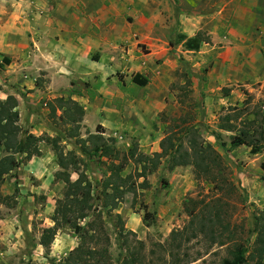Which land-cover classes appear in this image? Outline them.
Segmentation results:
<instances>
[{"label": "rangeland", "instance_id": "rangeland-1", "mask_svg": "<svg viewBox=\"0 0 264 264\" xmlns=\"http://www.w3.org/2000/svg\"><path fill=\"white\" fill-rule=\"evenodd\" d=\"M39 1L0 0V88L5 89L4 83L7 81L3 73L7 64L4 58L9 59L8 55L12 57L14 54L21 57L22 49L28 46V38L21 35V27L28 22L31 25L35 24L37 15L44 11ZM48 1L51 3L50 0ZM56 1L59 2L54 0ZM164 1L167 0H121V29L124 28L125 22H128L131 27L134 26L135 2L142 11V21L151 22V14L157 12L158 5H160L159 11L165 9ZM169 3L177 5L176 0H169ZM84 7L81 3L73 5L72 10L82 14L85 11ZM124 14L127 17H124ZM170 18L167 20L172 23V27H169L170 37L165 38L167 35L162 32L164 36L162 40L168 41V45H165L168 49L162 48L161 41L157 47L150 44L149 36L153 34L151 31H148L149 34L143 36L144 40L137 44L130 45L127 42L122 44V53L124 51V54L132 56L131 61L140 62L135 67L143 69V75L149 79L145 95L150 97V101L146 110H143L146 115V118L143 117L145 130L140 126H134L133 132L122 131L121 139L117 140L113 135L111 137H115L116 146L122 153L137 144L140 151L152 154L160 150L159 143L165 132L174 125L181 124L182 119H186L187 124L195 125L204 139L222 155L224 163L228 166V178L233 186L228 183L221 190L204 180L199 185L194 177L192 166H179L169 171L167 159L164 158L156 171L148 173L150 187L128 189L116 209L104 207V197L100 194V181L109 175L107 162L104 158L90 157L83 153L75 138L66 136L70 126L65 125L59 118L62 110L58 109L57 115L51 116L50 110L47 112L43 109L49 107L47 101L46 105L42 104L41 110L33 114L27 115L26 112L18 110L19 124L24 129L37 136L60 137V143L65 152L73 150L81 157L83 161L81 169L95 185L93 202L97 208L96 213L100 212L102 216L101 221L96 220V223L102 224L96 233L99 238L96 241L98 246L95 242L91 245L108 251L106 264L121 262L128 254L129 244L130 248L135 250V254L143 257V264H172V257L170 258L166 245L172 230L189 227L191 218L185 206L199 212L195 221L196 228L199 223H205L206 219L204 220L203 217H206L209 212L213 215L217 208H220L222 221L224 223L229 221L236 233V238L246 239L252 249L256 237L255 217L264 209V180L262 179L264 170L261 168L264 153L253 155L250 153V147L246 145L231 147L232 136L246 127L249 119L255 116L259 118L257 114L259 110L264 112V98H258L256 94L240 87L239 89L245 94V99L248 95L251 96L250 104L244 106L242 102L236 105L242 110L228 114L229 107L234 106L218 108V95L214 96L215 101L208 100V103L212 105L209 110L204 108L206 94L203 84L213 57L206 50L199 49V53V50L187 51L179 44L172 46L171 41L175 42L177 35L180 34V21ZM33 29H30V34L33 33ZM30 43L33 42L30 41ZM9 49H14L16 53H7L6 50ZM121 61H126L123 56ZM124 65L126 66L127 62ZM135 73H137L135 68L131 73L122 72L121 79L124 80L126 75ZM223 88L222 94L225 93ZM226 88L231 90V87ZM155 92L162 93L160 99L155 98ZM212 93L217 94V91H209L208 94ZM132 109H136V106L131 107L130 113L134 112ZM226 115H233L232 123L235 125L233 131L222 128L221 118ZM152 116L154 117L150 118ZM136 128L138 130L135 132ZM87 131L89 128L82 125L83 137L87 136ZM40 148L42 155L34 156L29 160L22 155H16L20 163L5 175L0 183V194L11 197L10 204L0 203V264H54L67 256L80 241L69 226L54 228L52 216L56 200L62 197L65 184L54 180L55 172L61 168L51 144L43 141L40 143ZM3 154L0 151V157ZM139 168L130 162L122 175L132 173L130 183L134 180L142 181V178H137ZM71 177L76 179L78 174L71 171ZM215 200L217 202L214 204ZM146 211L150 214L144 220ZM94 217L95 215L92 214L80 223L83 225L92 221ZM120 223L124 224L126 231L134 232V234H127L129 241L127 245H124L123 238L119 237ZM147 223L150 224L147 225ZM214 223H217L215 219ZM45 229L53 230L55 234L49 247L40 244L41 235ZM188 231L190 233L191 228H188ZM223 235V239H226L228 233L224 232ZM137 240H141L143 245H140ZM228 245L221 247L217 244L212 245L206 236L200 234L182 246L181 263L221 264L222 259L228 256Z\"/></svg>", "mask_w": 264, "mask_h": 264}, {"label": "crops", "instance_id": "crops-1", "mask_svg": "<svg viewBox=\"0 0 264 264\" xmlns=\"http://www.w3.org/2000/svg\"><path fill=\"white\" fill-rule=\"evenodd\" d=\"M176 1L177 5L164 1L163 11L158 5L151 22L142 21V11L135 2L134 26L125 22L121 29V0H59L57 5L54 0H40L44 11L37 15L35 24L28 22L21 27L28 46L22 49L21 57L8 55L11 59L3 71L7 81L5 89L0 88V97L14 95L18 110L27 115L41 110L46 101L71 98L85 110L83 127L96 132L99 126L103 135L117 140L122 131L133 132L134 126L145 130L148 85L130 81L132 74L121 79L122 72L131 73L135 68L143 74L144 70L135 67L140 62L122 53V44H137L151 31L150 44L157 47L161 41L162 48L168 49V41L162 39L163 33L170 37L173 17L180 21V33L190 37L203 30L210 37L200 47L213 57L203 84L204 108L210 109L208 100L215 101V95L220 109L240 105L245 99L240 87L264 98V0ZM81 3L85 11L73 12V5ZM121 56L126 61L122 62ZM223 87H231L228 94L221 93ZM208 90L217 94L211 96ZM154 94L158 99L162 96ZM133 105L136 109L130 113ZM43 109L49 111V107Z\"/></svg>", "mask_w": 264, "mask_h": 264}, {"label": "trees", "instance_id": "trees-1", "mask_svg": "<svg viewBox=\"0 0 264 264\" xmlns=\"http://www.w3.org/2000/svg\"><path fill=\"white\" fill-rule=\"evenodd\" d=\"M209 41V35L200 30L190 37L182 33L178 34L176 41H171V45L183 44L186 50L198 51L203 42ZM4 61L9 63L7 58H4ZM131 80L139 86H146L149 83L148 77L139 72L133 74ZM223 91H225L224 94H228L230 89L224 87ZM246 94L248 95V93ZM250 101L251 96L248 95V98L243 101V105L250 104ZM48 105L51 116H56L58 109L62 110L59 118L65 125L70 126L66 136L75 138L83 153L90 157L104 158L107 162L109 175L100 181V194L104 197V207L116 209L128 189L150 187L148 173L156 171L164 158L167 159L169 171H173L179 166H192L194 177L199 185L204 180L211 182L215 188L221 190L228 183L233 186L228 178V166L224 163L222 155L210 142L204 139L195 125H188L186 119H182L181 124L174 125L165 132L159 143V151L147 154L140 151L138 145L134 144L128 151L122 153L121 149L116 146L115 137H105L104 131L99 126L96 132L87 131L86 137L81 135L85 110L79 102L71 98L57 97L50 100ZM17 106L18 99L14 95H8L5 99L0 98V151L4 153L0 157V183L4 180V176L20 163L17 161L16 155H22L29 160L34 156L42 155L41 142L45 141L51 144L57 163L61 168L55 172L54 180L65 184L62 197L56 200L52 216L54 228L67 225L80 238L78 245L67 256L54 264H106L108 251L91 245L92 242H95V245L98 246L96 241L99 238L96 233L102 224L96 222L101 221L102 216L100 212L96 213L97 208L93 202L95 185L86 172L81 169L83 164L81 157L73 150L65 152L61 146L60 137L37 136L24 129L19 124L20 115ZM229 108L230 113L228 114L242 110L238 106ZM258 112L259 118L255 116L253 119H249L247 126L232 136V148L246 145L250 147V153L253 155L264 151V112L261 110ZM232 116L226 115L221 118L223 129L228 131L235 129ZM130 162L135 164L136 168L140 167L137 178H142V181L135 182L134 180L130 183V179L133 177L132 173L122 175ZM261 168L264 170V161L261 163ZM71 171L78 174L76 179H72ZM262 179L264 180V176ZM10 199V196L0 194V203L8 205ZM213 202L215 204L217 200ZM185 209L191 218L189 227L172 230L166 245L170 258L172 257V264H182L180 258L182 246L200 234L206 236L212 245L217 244L221 247L229 244L228 256L222 259L221 264H264V209L255 217L256 237L252 249L246 239L236 238V233L229 221L225 223L222 221L220 208H217L213 215L212 212H209L206 217H203L208 223L206 221L199 223L197 228L195 221L199 212L186 206ZM92 214L95 215L92 221L83 225L80 223ZM149 214L148 211L145 212L144 220L148 218ZM214 219L217 223H214ZM149 224L147 223V225ZM188 228H191L190 233ZM224 232L228 233L226 239H223ZM128 233L134 234L131 230L126 231L124 224L120 223L119 237L123 238L124 245L129 244ZM54 237L53 230L45 229L41 235L40 244L49 247ZM137 242L143 245L141 240H137ZM128 246V254L118 264H143V257L135 254V250L130 248V244ZM163 247L165 248V245Z\"/></svg>", "mask_w": 264, "mask_h": 264}]
</instances>
